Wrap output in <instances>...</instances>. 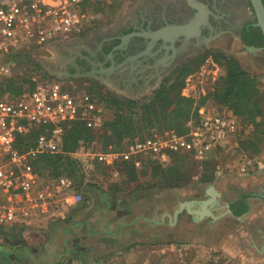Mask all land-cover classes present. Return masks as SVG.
Returning a JSON list of instances; mask_svg holds the SVG:
<instances>
[{"label": "built area", "instance_id": "1", "mask_svg": "<svg viewBox=\"0 0 264 264\" xmlns=\"http://www.w3.org/2000/svg\"><path fill=\"white\" fill-rule=\"evenodd\" d=\"M99 1L103 0H0V81L16 73L21 55L34 58L31 47L46 48L53 42L84 36L92 25L89 6ZM28 69L35 84L32 88L28 84L18 96L8 92L0 96V229L4 230L32 225L42 217L66 219L84 201L83 186L73 177L61 174L42 180L34 163L43 154L62 152L66 122L83 120L88 127L97 128L104 121V104L98 93L69 88L61 79L39 73L34 63ZM35 128L42 130L21 149L19 138ZM186 128L185 132L137 137L122 149L110 145L104 150L99 143L82 142L70 155L80 158L86 170L95 171V163L109 166L115 180L125 174L129 164L135 169L151 160L167 165L174 153L205 161L216 148L239 142L241 122L227 108L202 105ZM260 169L258 159L244 157L237 171L249 175ZM112 182L127 188L123 182ZM57 264L83 263L63 258Z\"/></svg>", "mask_w": 264, "mask_h": 264}, {"label": "crops", "instance_id": "2", "mask_svg": "<svg viewBox=\"0 0 264 264\" xmlns=\"http://www.w3.org/2000/svg\"><path fill=\"white\" fill-rule=\"evenodd\" d=\"M251 65H256L254 59ZM258 102L264 103V93ZM253 137L257 147L252 152L261 162L255 174L217 164L208 180L178 187L124 193L87 186L84 201L66 219L42 217L32 223L22 236L27 248L37 249L47 264L63 257L83 264H104L115 257L126 264H264V147L256 142L264 141V128H254L249 144ZM212 185L219 195L205 209L200 202L209 197ZM188 202L190 210L186 205L176 217ZM209 210L211 214L198 213Z\"/></svg>", "mask_w": 264, "mask_h": 264}, {"label": "flooded vegetation", "instance_id": "3", "mask_svg": "<svg viewBox=\"0 0 264 264\" xmlns=\"http://www.w3.org/2000/svg\"><path fill=\"white\" fill-rule=\"evenodd\" d=\"M257 22L253 0H142L127 21L73 40L79 43L64 64L67 75L49 73L65 83L80 78L73 77L77 72L93 71L88 78L136 100L162 90L170 75L211 45L245 55L250 65L254 59L263 71L264 35ZM88 36L92 44L81 45ZM248 47L260 50L254 56Z\"/></svg>", "mask_w": 264, "mask_h": 264}, {"label": "trees", "instance_id": "4", "mask_svg": "<svg viewBox=\"0 0 264 264\" xmlns=\"http://www.w3.org/2000/svg\"><path fill=\"white\" fill-rule=\"evenodd\" d=\"M214 60L217 61L222 67V74H220L219 80L213 89L209 90L200 101H196L193 98L186 97L181 94V88L179 90H164L157 91L154 99L149 102L139 103L136 100L126 97L119 98L116 93L112 91L102 92L94 90L100 96V102L104 104V108L114 109V117L112 119H104L103 123L97 128H90L83 120L70 121L65 123L66 132L63 138L62 152L59 153H46L41 155L35 161L36 170L45 175L44 171L52 168V174L48 176H59L61 174H67L73 177L79 184L89 185V182H85L82 178L78 179L73 176L76 173V162L70 157V153L77 149L82 142L88 145L101 144L102 149L107 150L111 145L114 148L122 149L125 145L135 138H144L150 136L151 127L155 125L153 120V114L156 116H170L173 120L168 125V129L178 132H185L186 122L197 116V112L200 106H218L224 108V106L233 107L234 113L239 117L241 122V131L249 126L252 127L251 134L255 131L262 130L264 128V103H259L258 98L262 96L264 91V84L261 76L257 73L246 70L233 56L227 55L221 52H212ZM28 60H31L29 58ZM33 63L36 68L40 70L41 64L34 59ZM186 68V67H185ZM185 68L180 72L182 75L179 77V83L183 85V80L188 70ZM50 78H56L54 76L46 75ZM59 79V78H58ZM29 83V89L35 84L29 78L24 79L23 83L17 81L15 76L4 77L0 81V92L10 93L14 96L20 95L27 86L24 83ZM27 83V84H28ZM27 88V89H28ZM174 92L172 95L171 93ZM3 96L4 94H1ZM212 100L216 104H206L205 101ZM169 103L172 105L171 110L157 111V103ZM136 108H140L141 111H137ZM178 120H181L177 122ZM246 126V127H245ZM41 128H35L28 136L20 137L18 146L23 149L27 146L31 139L41 132ZM124 137H128L126 144L121 143ZM28 142V143H26ZM240 145L243 143H239ZM188 153H174L172 154L171 162L168 165H163L158 161H147L144 163V167L138 171L132 166L128 165L125 176L127 180L123 182L124 185L129 187L124 192L128 193L138 188L131 182L136 172L147 171L152 168L153 171L157 168L164 169L168 167V171L174 173L170 175L168 179H163L166 182L172 183V187L182 186L190 182V175L188 171H180L179 166L186 162L189 158ZM190 155V154H188ZM192 157V156H191ZM193 158V157H192ZM211 163V161H209ZM210 163L206 164L208 170L214 166ZM206 168V169H207ZM210 168V169H209ZM68 171L69 174L66 172ZM211 172V170H210ZM209 172V173H210ZM207 174L202 176L200 180L206 181L209 178ZM156 174V173H155ZM92 184V183H91ZM112 185V184H111Z\"/></svg>", "mask_w": 264, "mask_h": 264}, {"label": "rangeland", "instance_id": "5", "mask_svg": "<svg viewBox=\"0 0 264 264\" xmlns=\"http://www.w3.org/2000/svg\"><path fill=\"white\" fill-rule=\"evenodd\" d=\"M142 0H103L99 1L97 4L89 6V14L91 18V28L89 33H92L96 30H107L109 28L114 27L118 23H123L127 21L129 18L133 16V12L138 4ZM91 5V4H90ZM73 41V40H69ZM55 44V43H54ZM53 44V45H54ZM31 53L34 54V60L41 64L37 59L38 58H51L53 59L56 55L61 51L60 48L57 47L55 44L53 47H38L33 46L29 49ZM221 52L227 55L233 56L246 70L257 73L261 76L262 82L264 84V71H261L260 68H257L256 65H250L245 63L244 58L245 55L240 56L236 52H230L227 50H223V48L218 47L216 45H211V48L207 50L205 53L201 54L200 56H196L187 66L186 70L188 73L185 75L183 80V85L179 83V77L182 75L181 73H174L170 75L165 81L164 90H179L181 88V94L195 99L196 101H200V99L206 95V93L213 89L214 86L217 84L219 80L220 74H222L223 70L220 64L214 60L212 52ZM242 53V52H241ZM244 54V53H243ZM255 56V54H254ZM23 59L18 58L19 64L16 70V73L13 75L17 79L18 82L23 83L24 79L30 78L32 73L28 66L33 63V60H28L26 55H21ZM22 60V61H21ZM246 64L248 66H246ZM253 66V67H252ZM41 69L39 73L44 75L53 76L49 73V71L41 64ZM31 79V78H30ZM66 85L69 88H75L78 91H88L93 92L94 90L108 92L110 91L106 87L102 86L98 81L93 78L88 77H80L74 78L71 80H66ZM28 83V82H27ZM27 83H24V86H28ZM73 88V89H74ZM108 90V91H107ZM1 93V92H0ZM114 93V92H113ZM157 92L147 93L145 97L137 98L136 101L141 105L142 103L149 102L150 100L154 99L153 97L156 95ZM264 93V91L262 92ZM4 94V93H1ZM6 94V93H5ZM119 98H123L122 94H118ZM172 95L174 92L171 93ZM206 104H216L215 101L208 100L205 101ZM157 111H166L168 113L171 110L172 105L169 103H157L156 105ZM228 110L234 113L233 107L224 106ZM137 111H141L140 108H136ZM235 114V113H234ZM103 117L104 119H112L114 117V109L104 108L103 110ZM153 120L155 121V125L151 127V132L154 134L156 132L163 133L167 131H171L168 129V125L173 122L170 116H156L153 114ZM181 120H178L179 122ZM246 127V126H245ZM251 126L247 128H243L240 134L238 135L236 145H228L222 148H216L212 153L211 157L205 161H197L194 159L192 155H188L189 158L186 160L185 163L179 166L180 171H188L190 175V182L194 180H200V178L210 172L208 170L207 165L211 161V165L216 166L218 164L224 166L225 168L229 169H239V161L244 157H254V137L251 140L252 143L249 144L248 137L251 134ZM128 137H124L121 143L126 144L128 142ZM262 147H264V141L257 140ZM243 143V144H239ZM246 143V144H244ZM193 158H192V157ZM70 157L76 162L77 171L74 173L73 176L77 177L78 179H83L85 182H89V185H84L83 190L87 186L95 185L98 187L108 186L111 188L116 189L118 192H122L124 189L117 187V182H124L127 180V176L123 175L118 179L113 180L111 177V168L103 163H95V171L86 170L83 167V162L81 159L77 158L74 155H70ZM255 158V157H254ZM259 160V159H258ZM260 161V160H259ZM168 165V164H167ZM209 165V164H208ZM207 168V169H206ZM210 169V168H209ZM137 171L139 169H136ZM52 168H49L44 171L45 175H51ZM68 174L69 172L66 171ZM156 173V174H155ZM174 173V169L168 171V167L164 169H156L153 171L152 168H149L147 171L143 172H136L134 178L131 182L133 186L136 187H167L172 186V183L166 182L163 179H168L170 175ZM44 176V175H43ZM92 183V184H91ZM99 184V185H98ZM127 187L126 189H128ZM131 190V189H130ZM125 193V192H124ZM28 226H18L12 227L8 229H0V264H47L46 262L40 260L38 258V251L36 249L35 253L31 251L33 248H27L28 242L22 237L23 233L30 227ZM30 246V244H28ZM27 248V249H26ZM137 248V247H136ZM34 253V254H33ZM32 255V256H29ZM69 258V257H63ZM61 258V259H63ZM72 258V257H70ZM59 259V260H61ZM59 260L52 261L49 264H57ZM104 264H126V261H123L121 258L110 259L107 260ZM135 264V263H134Z\"/></svg>", "mask_w": 264, "mask_h": 264}, {"label": "water", "instance_id": "6", "mask_svg": "<svg viewBox=\"0 0 264 264\" xmlns=\"http://www.w3.org/2000/svg\"><path fill=\"white\" fill-rule=\"evenodd\" d=\"M253 3H254V7H255V10H256V13H257V17H258L257 25L261 28V30L263 32V35H264V4H263V1L262 0H253ZM96 31H93L92 33H90L89 36L91 37V35H93ZM89 36L85 40L89 39L90 38ZM60 42L62 44H60ZM66 42H68V43H66ZM54 43L59 48L62 45H70V44H75V43H79V42H77V41H74L73 42V41L62 40V41H57V42L50 43V44L47 45V47H53L55 45ZM258 50H260V48L248 47V51H250L251 53H254V54H256L258 52ZM61 51H62V49H61ZM63 52H64V54L65 53L67 54L68 51H64L63 50L61 53H63ZM58 54L53 59H51V58H44V57L42 58L41 57V58H38L37 60L48 71H50L51 74H53L55 76L61 77V75H63V74L67 75L68 72H66L65 65H60L59 62L61 61L62 58L60 57L61 54L60 55H58ZM72 56L74 58V55H68V57H69L68 60L73 59ZM55 62H58V63L56 65H54ZM64 64H66V60H65ZM93 75H94L93 71H89V72H77V73L73 74V77H91ZM104 81L107 82V79H105ZM207 192L209 194V197L207 199H205V200H202L200 202L201 207H203L205 209L206 208L208 209V206L211 205L216 200L217 196L219 195V192L217 191V189L213 185L209 187V189H208ZM186 205H187L188 209L190 210V202H188V203H182L180 205V207L175 212V216L176 217H177L178 213H180L182 211V209ZM206 212L211 214L210 210H209V212L208 211H202V212H198V213L201 216H203V214L206 213Z\"/></svg>", "mask_w": 264, "mask_h": 264}, {"label": "bare ground", "instance_id": "7", "mask_svg": "<svg viewBox=\"0 0 264 264\" xmlns=\"http://www.w3.org/2000/svg\"><path fill=\"white\" fill-rule=\"evenodd\" d=\"M161 1H163V0H161ZM176 6H177V4H176ZM179 9V8H178ZM158 16V15H157ZM156 18V17H155ZM158 18V17H157ZM159 20V19H158ZM205 22V21H204ZM218 22V21H217ZM219 23V22H218ZM95 40V39H94ZM92 41H93V39H88V40H86L85 42H83V43H81V45H84V46H86V44H92ZM66 43H68V42H66ZM77 44L75 43V44H70V45H62V46H60L59 48L60 49H62V51L64 50V51H68V53L69 54H64V52L63 53H59L58 55H60V57L62 58L61 59V61L59 62L60 63V65H64V62H65V60H68L69 59V57H68V55H71V54H73V52L76 50L75 49V46H76ZM88 46V45H87ZM142 53V52H141ZM152 53V52H151ZM150 53V54H151ZM158 62V61H157ZM250 62V61H249ZM58 62H55L54 63V65H56ZM131 63H132V60H131ZM156 63V62H155ZM159 64V63H158ZM129 65V64H128ZM156 65V64H155ZM139 67V66H138ZM157 68V67H156ZM124 70V69H123ZM140 71V70H139ZM144 71V70H143ZM122 73V72H121ZM128 73V72H127ZM149 74V73H148Z\"/></svg>", "mask_w": 264, "mask_h": 264}]
</instances>
